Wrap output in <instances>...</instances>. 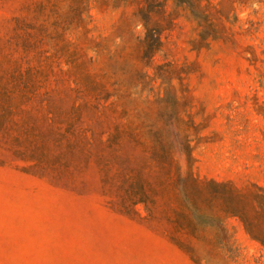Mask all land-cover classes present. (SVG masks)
<instances>
[{
    "label": "rangeland",
    "instance_id": "rangeland-1",
    "mask_svg": "<svg viewBox=\"0 0 264 264\" xmlns=\"http://www.w3.org/2000/svg\"><path fill=\"white\" fill-rule=\"evenodd\" d=\"M247 227L264 0H0V264H264Z\"/></svg>",
    "mask_w": 264,
    "mask_h": 264
},
{
    "label": "trees",
    "instance_id": "trees-1",
    "mask_svg": "<svg viewBox=\"0 0 264 264\" xmlns=\"http://www.w3.org/2000/svg\"><path fill=\"white\" fill-rule=\"evenodd\" d=\"M140 199H137V200H134L133 202L134 203H136V202H138ZM248 226V225H247ZM247 230L249 231V234H251L252 235V233H251V231H250V229L247 227ZM253 236V238H255V239H257V240H259L262 244H264V242L263 241H261L260 239H258V238H256V237H254V235H252Z\"/></svg>",
    "mask_w": 264,
    "mask_h": 264
}]
</instances>
